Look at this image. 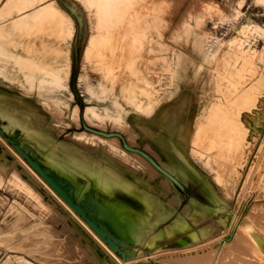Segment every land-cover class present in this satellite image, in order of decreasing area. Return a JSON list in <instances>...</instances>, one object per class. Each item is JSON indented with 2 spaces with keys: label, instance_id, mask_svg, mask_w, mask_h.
<instances>
[{
  "label": "rangeland",
  "instance_id": "obj_1",
  "mask_svg": "<svg viewBox=\"0 0 264 264\" xmlns=\"http://www.w3.org/2000/svg\"><path fill=\"white\" fill-rule=\"evenodd\" d=\"M2 1L4 0H0V4ZM66 1L67 7L77 17L74 18L83 22L86 29L88 43L84 48L83 59L88 49V59L93 61L88 63L82 59L78 64L52 65V30L62 28L57 27L55 22L52 25L44 20L40 23L34 11L50 0H12L9 12L0 10V22L4 26H0V52L2 47L7 46L17 52V55L10 54V62L7 63L14 65V68L1 70L0 87L21 96L40 118L43 117L42 128L49 131L58 142H64L70 135L73 136L69 142L73 141L81 146H94L100 141L97 145L100 149L105 146L119 157V147L112 145V140L116 143L118 140L100 139L92 132L83 131L79 122L80 111L84 110L88 125L106 131L121 127V115L127 110L151 113L156 105L170 95L176 61L183 55L192 56L194 50L201 61L198 46L202 41L203 52L208 57L203 61V66L201 62L199 64L203 84L200 111L195 119V130L188 137L191 161L201 174L183 176V171L177 164L173 176L178 179L179 185L172 181H169L170 185H163V180H158L161 177L166 178V175L151 164L159 174L151 177L147 171L137 169V183L134 184L117 172L116 164H112L104 156L92 157L91 153L83 151L80 147L78 149L81 151L76 152L62 143L51 146L52 144L45 140L46 137L35 134L34 129L38 128V124L23 120L15 104L0 105V120H3L1 125L6 129L4 130L13 131L14 136L22 132V139L31 146L34 144L33 147L43 157L44 163L76 182L80 190H87L90 183H94L96 188L101 190L91 193L100 201H107L117 208L120 221L125 225V234L136 242L134 255L126 261L122 260L126 264L147 261L149 259L146 256L149 255L153 256L152 260H162L164 263L172 259L171 261L177 260L180 264H220L223 249L230 241L234 240L233 244L236 243V234H242L248 242L252 240L239 224L242 216L245 220L243 225L252 224L264 238V121L260 124H255L252 120L247 125L241 123L245 114H252L264 102V0H228V6L225 4L226 0H161L162 23L155 31L156 41L151 44L153 51L147 56V63L143 66L145 75H140L142 79L137 83L133 79L136 75L130 74L134 56L128 53L127 41L121 34L124 32L123 27L152 8V0H128L129 5L125 6L127 9L121 13L111 10L108 17L120 18L121 30L117 23L114 26L102 24L106 15L100 7L96 15L95 9L85 8L81 0ZM28 2L35 4L34 10L24 7ZM55 18H59V15L52 12V21H55ZM73 22L76 23L75 19ZM62 30L65 31L64 34L67 33L64 27ZM193 45H197V49ZM31 64L52 65V73L58 71L61 75H67L65 84L55 86L53 81H48L49 72L36 67H22ZM24 74L36 75L34 82H25L22 77ZM131 82L137 89L138 85L144 90L135 89L140 93L134 95L131 91L130 97H126V89ZM136 95L138 96L135 98ZM249 95H252L254 100ZM5 107L8 110H4ZM211 110L214 112L211 121H208ZM205 115L208 118H204ZM216 115L218 118H226L227 123L232 120L233 123H241L242 129L246 128L243 145L241 148L235 147L236 152L225 155V152L211 141L210 131ZM204 119L206 130L202 136H198L199 122ZM1 140H4L3 137L0 138V264H78L75 258L69 257V253H76L74 248L80 250L81 247V251L87 254L88 251L85 250L88 249V242L82 236L69 232L74 225L81 231L83 228L69 212L55 203L43 183L42 185L31 174L26 175L27 167H21L23 164L19 160L16 161L18 158L6 149L11 146ZM123 152L128 156L125 149ZM140 162L145 163L141 160ZM95 170L97 171L94 174ZM61 175L59 176L63 177ZM103 175H106V178ZM114 187L122 189L113 190ZM170 187L175 194H171ZM133 189L138 193L133 192ZM212 192L224 198L227 210L220 209L210 214L203 212L205 206L215 208ZM151 194L161 195L158 196L159 199L169 210L163 214L164 218L158 217L160 220L157 224L151 223L153 212L146 208L150 203ZM253 203L261 206L250 212ZM194 208L200 213L194 211ZM230 210L234 212L230 213ZM220 218L222 222H217ZM204 221L218 226L203 235L199 226ZM174 223L178 228L168 231L167 226H173ZM183 225L188 228L183 229ZM247 251L244 249L240 256L232 254L231 262L264 264L262 251H254L255 255H251L253 248ZM203 252H209L210 259L203 260ZM86 262L85 264H94L92 261Z\"/></svg>",
  "mask_w": 264,
  "mask_h": 264
},
{
  "label": "bare ground",
  "instance_id": "obj_2",
  "mask_svg": "<svg viewBox=\"0 0 264 264\" xmlns=\"http://www.w3.org/2000/svg\"><path fill=\"white\" fill-rule=\"evenodd\" d=\"M239 1H242V0H239ZM11 2L12 0H4L1 2L0 4V10L4 9V11H10V5H11ZM32 2V1H31ZM81 2L83 3V5L85 6V8H88L89 10H92L93 8L95 9L96 11V15H97V9L100 7L101 9H103V13L106 15L105 16V19H103V22L102 24H104L105 26H108V25H111V26H114L116 25L115 23H117L118 27L120 28L121 30V20L120 18H110V16L108 17V14H111V10L112 11H118L121 13V11H124L126 10L127 8L125 6L129 5V2L128 0H81ZM152 3H153V6L152 8H149L147 11H145L140 17H137L135 18L128 26L126 27H123V34H121L122 37L125 41H127V46H128V53L131 54L132 56H134V61L130 67V74L131 75H136L135 77H133V79L135 80V82L137 83V81L139 79H142V76L140 75H145L144 74V71H145V68L143 67L146 63H147V56L150 55L153 51V48H152V43L156 41V39L154 38V35L156 34V30H158V26L161 25L162 23V18H161V5H162V2L161 0H152ZM202 3V2H201ZM206 4V3H204ZM225 4L226 6H228V0L225 1ZM203 6V5H202ZM207 6V5H206ZM24 7L26 9L28 8H31L29 10H34L35 8V4L33 3H26V5H24ZM204 7V6H203ZM232 7V6H231ZM208 8V7H207ZM181 9V8H180ZM27 11V10H26ZM34 11H36V17H38V20L40 21V23L44 20L46 21V23H50L51 25L55 22L57 23V27H61V28H65L68 27V29L70 30L71 27H72V19L71 17L60 7L58 6L57 2L54 1V0H50L49 3L47 4H44V6L42 7H39V8H36ZM52 12H56L58 15H59V18H55V21L53 20L52 21ZM110 12V13H109ZM7 14H10V13H7ZM27 14V13H26ZM33 15V14H32ZM30 18V17H29ZM109 18V19H108ZM27 19V18H26ZM176 19V18H175ZM21 20V19H20ZM18 20V21H20ZM25 20V19H24ZM28 20V19H27ZM26 21V20H25ZM198 22V21H197ZM22 23H25V22H22ZM61 23H63V25H61ZM24 25V24H23ZM27 25V24H26ZM97 29V27H96ZM122 32V31H121ZM32 33V32H31ZM204 37V36H203ZM50 38V37H49ZM92 38V37H91ZM94 38V37H93ZM104 38L105 41H107V39L105 37H102ZM199 48H200V51H201V65L203 66L204 63L203 61L206 60V58L208 57L207 54H205L203 52V49H202V41L199 42ZM174 44V43H173ZM175 45V44H174ZM196 46V45H195ZM7 47V46H6ZM180 47V46H179ZM8 48V47H7ZM181 48V47H180ZM197 49V47H196ZM8 51H9V48H8ZM191 51V50H190ZM87 53H85V58L83 59L85 62H88V63H91V60L88 59V49L86 51ZM187 53V52H186ZM191 57V56H190ZM198 57V55H197ZM183 58V57H182ZM193 58V57H192ZM190 60V59H189ZM93 61V60H92ZM179 61H181L179 59ZM192 61V60H190ZM10 62V59L9 58H5V62L4 63H1L0 64V73H1V70L4 69V70H10L12 68H14V65H9L7 63ZM213 62V61H212ZM68 63V62H67ZM180 63V62H179ZM182 63V62H181ZM191 63V62H190ZM193 65V64H192ZM22 67L24 69H30L31 67H36L38 69H41L42 71H45V72H49L50 75L49 76V79L48 81H53L56 85L55 86H59V85H62V84H65V78L67 75H61L58 71H53L52 73V65H46V64H43V65H30V66H23ZM177 67V66H175ZM179 67V65H178ZM195 67V66H194ZM176 69V68H175ZM195 70V69H194ZM195 73V72H194ZM115 72H113L112 75H114ZM36 75H22L23 79L25 82H29V83H32L34 82V79L36 78L35 77ZM135 84V83H134ZM146 84H148L147 80H146ZM130 85H132V87H130ZM129 85V87L126 89V97H130V92L132 91L133 93L132 94H137V93H140V92H137L136 90H144V88H141L140 86L137 85V87H139L138 89L136 88V86L133 85V83L131 82ZM136 85V84H135ZM89 88V87H88ZM91 90V88H89ZM118 89V88H117ZM136 89V90H135ZM173 90V89H172ZM136 91V92H135ZM250 94V93H249ZM252 94V93H251ZM134 95H131V96H134ZM138 95L135 96V98L137 97ZM251 96V97H250ZM250 98H252L254 100V98L252 97V95H249ZM249 100V99H248ZM256 100V99H255ZM247 103H249L247 101ZM6 104H13L12 106H14V104L17 106L16 110L22 115L23 117V120H26L27 122H32L34 124H38V128L36 129L35 127V134L38 136H42L43 138L46 137V141L49 143V144H52L51 146H57V145H60L61 143L64 144L65 146H67L68 148H71L73 151H76V152H80L81 149H78L79 147L75 146V144L72 142H58V139L55 138L49 131L47 132L46 130H44L42 128V118H40V115L25 101L21 98V96L19 95H14L10 90H7V89H4L3 87H0V105H4L6 106ZM161 104V103H160ZM252 105H254L253 103H251ZM250 104V105H251ZM250 105H247V106H250ZM245 106V105H244ZM243 106V107H244ZM9 107V106H7ZM5 107L4 110H8V108ZM89 106H87L88 108ZM252 107V106H251ZM19 109V110H18ZM243 109V108H242ZM40 110V109H39ZM14 111V109L12 110ZM213 112L211 110V112L209 113V118L208 116L206 117V115L204 116V118H208L209 120L208 121H211V116L213 115ZM3 115V114H2ZM138 116V115H137ZM245 117L242 118V121L241 123H245L246 125L248 124V122L250 120H252L255 124H260L261 121H264V102H262V105H259L257 110L254 111L252 114H245L244 115ZM6 117V116H5ZM11 117V116H10ZM219 116L216 115L215 116V123L213 124L212 128H211V131H210V138H211V141L215 144H217L219 146V148L225 152V155H229V153H234L236 152L235 150V147H240L241 148V145H243V135H245L246 133V128L245 129H242L243 127L240 125V124H236L232 122V120H230V122H226V118H218ZM238 117V116H237ZM8 119V118H7ZM13 119V118H12ZM45 119V118H44ZM147 119V118H146ZM150 119V118H149ZM15 120V119H14ZM13 120V121H14ZM3 121V120H2ZM0 120V126L2 127V129L4 130L5 128H3V126L1 125V122ZM236 121V120H234ZM12 122V121H11ZM24 122V121H23ZM205 122V119L203 121H200V125L198 127V131H197V135H201L204 134L205 130H206V123ZM10 123V122H9ZM12 123H15V122H12ZM128 123V122H127ZM3 124V123H2ZM142 124V123H140ZM5 125V124H4ZM22 125V124H21ZM48 125V123H47ZM130 125V124H129ZM146 125V123H145ZM19 126V125H18ZM6 127V125L4 126ZM140 127V126H139ZM138 127V128H139ZM246 127V126H245ZM25 128V127H24ZM156 129V128H155ZM6 130V129H5ZM4 130V131H5ZM13 130V129H11ZM149 130V129H148ZM192 130V129H191ZM244 131V132H243ZM6 133L8 134H13V131H5ZM22 133V132H21ZM21 133L19 132V135L17 134V136H20L19 138H17V136L15 135V137L17 138L19 144L27 151L29 152L31 155L35 156L41 163H43L44 165H46L43 161V157L39 154V152L33 147L34 144H32L33 146H31L29 143H27L26 141H24L22 139V136H21ZM32 133V132H31ZM28 135V134H27ZM30 135V134H29ZM28 135V136H29ZM139 135V134H138ZM1 136V135H0ZM2 137V136H1ZM0 137V138H1ZM30 138V137H29ZM4 139V138H3ZM5 140V139H4ZM4 140H1L2 142ZM26 140V139H25ZM30 140V139H29ZM6 141V140H5ZM5 141L3 143H5ZM71 141V139H70ZM210 141V139H209ZM79 142V141H78ZM155 142V141H154ZM8 143V142H7ZM31 143V141H30ZM33 143V142H32ZM156 143V142H155ZM9 144V143H8ZM100 144V143H99ZM157 144V143H156ZM205 144V142H204ZM203 144V145H204ZM10 145V144H9ZM150 145V144H149ZM5 146V144H4ZM3 146V147H4ZM11 146V145H10ZM79 146V145H78ZM91 146L92 145H87L86 146H82L83 148H86L88 150H91ZM157 146V145H156ZM7 147V146H6ZM5 147V148H6ZM151 147V146H150ZM203 147V146H202ZM81 148V147H80ZM8 151L12 152L13 155H15L18 159L16 161H20V163H22L23 165L22 166H26L28 170L27 171V174H31V176H34V178L38 179L39 182L42 184H44V188L45 190H48L50 192V195L51 197L53 198V200H55V203H57V205L63 209L64 211L66 212H69L71 217H73V219L75 221L78 222V224L80 225L81 228H83V230H79L76 228V226L74 225L73 229L71 232L69 233H72L74 235H78V236H82L84 238V240H86L88 243H87V248L85 251H88L87 254H85L83 251H81V247H80V250H78V248H73L75 249L76 253L75 252H70L69 253V257H72V258H75L77 261H78V264H85L87 263L86 261H92L94 264H126V260H128L129 258H131L133 255H134V247L136 246V242L134 243L132 241V239L130 237H128L126 234H125V231H124V228H125V225L122 223V221H120V216L118 215V213L116 212L117 211V208L110 204L109 202L107 201H100V199H98L96 197V195H94L93 193L91 192H87V190H80L78 188V184L74 181H72L71 179V182L74 184L75 186V192H74V196H75V199L76 200H81V199H84L86 196L85 194H88L91 198V201L94 203V211H91L90 213L91 214H95L97 217H99L100 219H102V221L106 224V226L112 230L113 232H115L119 237H120V242L121 243H126L128 241H130L132 243V246L130 247H124L123 250L126 252V255H127V258L122 261V259L116 255L115 252H113L108 246L107 244L102 241V239H100L95 233L94 231L88 227V225L67 205V203L62 200L55 192L53 189H51V187L30 167V165L17 153L15 152L14 148L11 146V148L8 149V147L6 148ZM58 149V148H57ZM100 149V147H99ZM123 147L122 148H119V150L121 151L120 155L121 156H115L108 148H106L105 146L101 147L100 149V153L101 155L100 156H104L105 158H107V160L109 162H112V164H117V162L121 163V164H124L126 166L127 169H142L143 172H148V174L151 176V177H154L155 175H158L159 173L156 171V169H153V166L151 164H149L147 162V164H143V162L141 163V161L145 160L142 156H140V160H136L134 158H131L130 156H126L123 152ZM211 149V148H210ZM5 150V149H4ZM44 150V149H43ZM42 150V151H43ZM161 150V149H160ZM59 151V150H58ZM240 151V150H239ZM243 151V150H242ZM240 151V152H242ZM45 152V150H44ZM174 152V151H173ZM227 152V154H226ZM11 153V154H12ZM6 154V153H5ZM158 154V153H157ZM224 154V153H223ZM237 154V153H236ZM239 154V152H238ZM159 155V154H158ZM179 157L182 158V162L187 164V165H190L188 163V161L186 159H184L182 157L181 154H179ZM12 156V155H11ZM66 156V155H65ZM231 156V155H230ZM241 157V155H239ZM14 157V156H13ZM54 157V156H53ZM73 157V156H72ZM93 157V155H92ZM222 157V156H221ZM58 158V157H56ZM69 158V157H68ZM2 159V158H1ZM54 159V158H53ZM52 159V160H53ZM60 159V158H59ZM76 159V158H75ZM105 160V159H104ZM159 164L162 165L166 170L167 172H165L164 170V175L166 178L164 177H161L159 178L158 181H160V179L163 180L162 184L164 185V183H169V181L174 184H178L179 185V181L176 177L173 176L174 172H176V165H177V162L175 160H172L170 158V156L166 153H163L162 155V158H159ZM18 161V162H19ZM54 161V160H53ZM61 161V160H60ZM74 161V160H73ZM94 161V160H93ZM106 161V160H105ZM107 161V162H108ZM146 161V160H145ZM223 161V160H222ZM226 161V160H225ZM8 162V161H7ZM12 162V161H11ZM10 162V163H11ZM1 163V162H0ZM85 163V162H84ZM105 163V162H104ZM220 163V162H219ZM239 163V162H238ZM237 163V164H238ZM4 164V163H2ZM75 164V162H74ZM110 164V165H112ZM79 165V164H78ZM218 165V164H217ZM223 165V164H222ZM48 167H50L49 165H46ZM75 166V165H74ZM81 166V165H80ZM118 166V165H117ZM230 166V164H229ZM26 167H24L26 169ZM119 167V166H118ZM231 167V166H230ZM229 167V168H230ZM9 168V167H8ZM23 168V167H22ZM21 168V169H22ZM52 169V167H50ZM72 168V167H71ZM103 168V166H102ZM224 168V167H223ZM75 169V168H74ZM78 169V168H77ZM84 169V168H83ZM94 169V168H93ZM215 169V168H214ZM228 169V167H227ZM231 169V168H230ZM23 170V169H22ZM54 172H56L54 169H52ZM81 170V169H80ZM218 170V169H217ZM225 170V168H224ZM229 170V169H228ZM235 170V169H233ZM232 170V171H233ZM24 171V170H23ZM82 171V170H81ZM97 170H95L94 174L96 173ZM160 171V170H159ZM180 171V170H179ZM178 171V172H179ZM231 171V175L232 172ZM118 172V171H117ZM162 172V171H161ZM24 173V172H23ZM58 173V172H56ZM92 173V172H90ZM136 173V172H135ZM163 173V172H162ZM181 173V171H180ZM240 173V172H239ZM60 174V173H58ZM99 174V173H98ZM176 174V173H175ZM61 175V174H60ZM97 175V174H96ZM102 175V174H101ZM163 175V174H162ZM237 175V174H236ZM235 175V176H236ZM63 176V175H61ZM104 176V175H103ZM65 177V176H63ZM95 177V175H94ZM100 177V176H99ZM106 178V175L104 176ZM231 177V176H230ZM68 178V177H67ZM92 178V176H91ZM103 178V177H102ZM126 178V177H125ZM93 179V178H92ZM91 179V180H92ZM235 179V178H234ZM2 180V179H1ZM35 180V179H34ZM97 180V179H96ZM95 181V180H94ZM102 181V180H101ZM227 181V180H226ZM237 181V179H236ZM235 181V182H236ZM37 184H39V182L36 180ZM93 182V181H92ZM97 182V181H95ZM111 182V181H110ZM149 182V181H148ZM228 182V181H227ZM104 183V182H103ZM159 183V182H158ZM161 183V182H160ZM231 183V182H230ZM229 183V184H230ZM23 184V183H22ZM40 184V185H41ZM42 184V185H43ZM135 184V183H134ZM227 184V183H226ZM225 184V185H226ZM233 184V182L231 183ZM101 185V184H100ZM108 185V184H107ZM170 185V183H169ZM234 185V184H233ZM132 186V185H131ZM137 186V185H136ZM155 186V185H154ZM172 186V185H171ZM232 186V185H231ZM43 187V186H42ZM102 187V186H101ZM110 187V186H109ZM120 187V186H119ZM127 187H130V186H127ZM234 187V186H233ZM236 187V186H235ZM103 188V187H102ZM112 188V187H111ZM115 188V187H114ZM32 189V188H31ZM104 189V188H103ZM122 189V188H121ZM131 189V188H130ZM135 189V188H134ZM133 189V190H134ZM124 190V189H123ZM128 190V189H126ZM132 190V191H133ZM162 190V188H161ZM231 190V189H230ZM47 191V192H48ZM107 191V190H106ZM125 191V190H124ZM130 191V190H129ZM137 191V189H136ZM169 191H172L171 194H173L174 190L169 189ZM46 192V191H45ZM135 192V190L133 191ZM131 192V193H133ZM136 194L138 192H135ZM108 194V193H107ZM143 194V193H142ZM147 194V193H146ZM175 194V193H174ZM213 194V197H215L214 199H212V201H214L216 204H215V208L213 206V209L210 207V206H205V208H203V212L206 213V214H210L212 212H215V211H219L220 209H226V201L224 200V198L220 195L218 196L217 193H214L212 192ZM133 195V194H131ZM152 195V194H151ZM159 195H152L151 198H149V204L146 205V208L150 209V211L153 212V220L151 221V223H155L157 224L156 222H158V220L164 218V213L168 212L169 210L164 206V202L161 201L159 199ZM173 197V196H172ZM36 198V197H35ZM139 198V197H138ZM140 199V198H139ZM174 199V197H173ZM36 200V199H35ZM142 200V199H141ZM143 201V200H142ZM40 203V202H39ZM170 204V203H169ZM217 206V207H216ZM258 206H261V204H255L253 203V206L252 208L250 209V212H253L255 211ZM228 209V208H227ZM226 209V210H227ZM19 211V210H18ZM147 211V210H146ZM194 211H196L197 213H200L199 210H196L194 208ZM193 211V212H194ZM234 211L230 210V213H232ZM170 213V212H169ZM168 213V214H169ZM6 215V214H5ZM163 215V216H162ZM4 216V215H3ZM142 216V215H141ZM178 216V215H177ZM203 216V215H202ZM54 217V216H53ZM144 217V220H146V217ZM158 217L160 219H158ZM44 218V217H43ZM206 218V217H205ZM148 219V218H147ZM21 220V219H20ZM142 220V219H141ZM139 220V221H141ZM149 220V219H148ZM185 220V219H184ZM19 221V220H17ZM147 221V220H146ZM74 222V221H73ZM137 222V221H136ZM184 222V221H183ZM217 222H222V219L220 218L219 220L217 219ZM247 222V220H246ZM146 223V222H145ZM148 223H150L148 221ZM239 224H241V227H244V231L250 235L251 239V242H248V240L246 238H244V236L242 234H236L238 235L237 237H235V240H236V243L233 244L234 240L233 241H230L226 244L225 248L223 249V252H222V258H221V261H220V264H234L231 262V255L232 254H237L239 255L240 253H242L245 250H250L253 248V252L251 253V255H255V252H260L262 251L264 253V238H263V235L260 233L259 230L255 229V227L251 224H249L250 226H244L243 224H245V220H243V216L242 218H240L239 220ZM39 225V224H38ZM248 225V224H247ZM20 226V225H19ZM32 226V225H31ZM37 226V225H36ZM64 226V225H63ZM151 226V225H150ZM149 226V227H150ZM216 226L218 225H213L212 222L210 223H202L200 227V230L202 231L203 235H205L204 233L207 232V231H211L212 229H216ZM72 227V225H71ZM153 227V226H151ZM168 227V231L170 230H174L176 228H178V226L176 225V223H174L173 226H167ZM69 228V227H68ZM188 226L186 225H183V229H187ZM25 231V230H24ZM69 231V230H68ZM197 231V230H196ZM67 232V231H66ZM212 232V231H211ZM197 233V232H196ZM170 234V232H169ZM193 233L191 232V235ZM210 234V233H209ZM21 235V234H20ZM131 235V234H130ZM50 237V235H48ZM69 236V235H68ZM148 236V235H147ZM209 236V235H208ZM210 237V236H209ZM153 238V237H152ZM244 238V239H243ZM211 239V238H210ZM194 240V239H193ZM197 240V239H196ZM208 240V239H207ZM205 241V240H204ZM203 241V242H204ZM50 242V241H49ZM78 245H80V241L78 239ZM16 244V243H15ZM22 244V243H21ZM49 244V243H48ZM77 244V243H76ZM75 244V245H76ZM84 245V247H85ZM77 246V245H76ZM152 246V245H151ZM85 249V248H84ZM138 249V248H137ZM140 251V250H139ZM147 251V250H146ZM154 251V250H153ZM204 251V250H203ZM247 251V252H248ZM255 251V252H254ZM256 252V253H257ZM137 253V251H136ZM142 253V252H141ZM153 253V252H152ZM148 254V253H147ZM190 254V253H189ZM200 254V253H199ZM14 255V254H13ZM67 255V254H66ZM170 255V254H169ZM182 255V254H181ZM179 255V256H181ZM202 255V259H207L210 257H208L209 255V252L206 253V252H203ZM152 256V255H151ZM151 256H146L148 259H151ZM240 256V255H239ZM153 257V256H152ZM172 257V256H171ZM219 257V256H218ZM162 258V257H161ZM158 259V258H156ZM208 259V260H209ZM18 260V259H17ZM23 260V259H22ZM131 260V259H130ZM152 260V259H151ZM165 260V259H163ZM172 260V259H171ZM170 259L166 260L165 263L164 262H161L162 260H159V261H156V260H152L158 264H180L177 262V260H174V261H171ZM135 261V260H133ZM11 262V261H10ZM19 262V261H18ZM39 262V261H38ZM200 262V261H199ZM23 263V262H21ZM27 263V262H26ZM25 263V264H26ZM130 263V262H128ZM127 263V264H128ZM132 263V262H131ZM20 264V263H19ZM219 264V262L217 263ZM238 264V263H237ZM259 264V263H257Z\"/></svg>",
  "mask_w": 264,
  "mask_h": 264
},
{
  "label": "crops",
  "instance_id": "obj_3",
  "mask_svg": "<svg viewBox=\"0 0 264 264\" xmlns=\"http://www.w3.org/2000/svg\"><path fill=\"white\" fill-rule=\"evenodd\" d=\"M54 1H56L57 3L59 1V3L62 6L59 3L58 5H60L66 13L68 12L67 14L72 19V27L70 30L67 29L66 27L64 28V30H66L67 32L66 34H64L65 31L62 30L63 28L62 29L56 28L52 30V65L78 64L82 62L84 48L88 43V36L85 33L86 29L84 28L83 22H79L78 20H76L72 12L69 11L66 0H54ZM73 19H75L76 23L73 22ZM0 26H3L1 22H0ZM193 47H197V45L196 46L193 45ZM10 54L12 56H16L17 52H13L10 49L8 51L7 47H2L0 52V63H4L5 58H9L11 56ZM195 54L196 53L194 50L193 55L191 57L190 55L187 56L183 55V58L180 57L181 61L179 60L176 61L175 66L177 67L174 66V74H173V85H172L173 90H171L169 96H166L163 99L164 101H162L161 104L155 106V108L151 113H145L132 109L127 110L121 115V120H122L121 127L119 126L118 128H114L106 131L96 126L88 125L84 117V110L82 109V111H80V114L83 123L87 127L93 129H98L106 132H117L121 134L124 141L129 146L142 150L150 157H152L158 164H159L158 159L162 158L163 153L168 154L172 160H175L177 162L178 164L177 167L183 171L182 172L183 176L190 174L200 175L201 174L200 171H197L198 170L197 167H195L194 163L191 161L192 157L190 156L189 148H188V143H189L188 137L195 130L194 128L196 125L195 119L200 111L199 103L203 89V84L201 81L202 73L199 70L200 60ZM189 59L192 61H190ZM79 122H80V126L82 127L80 121V115H79ZM82 129L83 131L86 130L83 127ZM92 133L95 134V136L100 139H104V138L116 139L118 140L119 144L116 143L114 140H112L114 142L112 145L119 148L123 147L120 138L117 136H104L95 132ZM71 136L73 135H70V137L68 139H64V141L69 142ZM99 143L100 141H97V143L94 144V146H91V150L83 148L79 144H75V145L76 146L79 145L78 147H81L83 151L97 156V155H101L100 149L97 146ZM125 152L131 158L133 157L140 158V156H142L135 151H130L127 149H125ZM178 153L181 154L182 157L186 159L190 165L183 163L181 161L182 158L179 157ZM144 159L146 161L145 160L143 161L147 164L148 162L147 159L146 158ZM116 168L121 175L127 177L128 180L137 183L136 181L137 173H135L137 169H127L124 164H121L119 162H117ZM53 173L58 174L56 172ZM67 179L70 180L69 178ZM113 190H121V189L115 188ZM141 190H145V189H141ZM88 191L92 192V191H101V190L96 188V185L94 183H90V186L87 189V192Z\"/></svg>",
  "mask_w": 264,
  "mask_h": 264
},
{
  "label": "water",
  "instance_id": "obj_4",
  "mask_svg": "<svg viewBox=\"0 0 264 264\" xmlns=\"http://www.w3.org/2000/svg\"><path fill=\"white\" fill-rule=\"evenodd\" d=\"M69 9V8H68ZM70 11V9H69ZM71 12V11H70ZM73 14V13H72ZM74 15V14H73ZM75 16V15H74ZM76 17V16H75ZM77 18V17H76ZM78 20V19H77ZM80 22V21H79ZM81 125L84 129L92 131L104 136H117L120 138L123 148L135 151L142 155L147 161L152 164L156 169L167 172L162 166H160L152 157L143 152L138 148L129 146L123 139L122 135L117 132H106L98 129L87 127L80 114ZM0 135L8 142L14 150L30 165V167L54 190V192L64 200L67 205L90 227L94 233L104 241L107 246L116 253L122 260L127 258L126 252L123 250L124 247L132 246L130 241L126 243L120 242V237L110 230L106 224L97 217L95 214H91L94 211V203L88 194H85V198L81 200L75 199V186L74 184L65 177L55 175L52 169L42 164L35 156L27 152L18 142L17 138L13 134L6 133L0 126ZM165 172H164V171ZM128 264H158L151 259L143 262H132Z\"/></svg>",
  "mask_w": 264,
  "mask_h": 264
}]
</instances>
